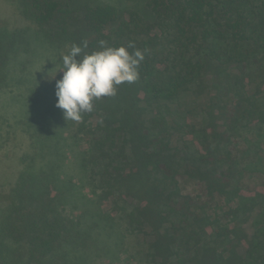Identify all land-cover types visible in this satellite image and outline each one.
<instances>
[{"label":"trees","instance_id":"trees-1","mask_svg":"<svg viewBox=\"0 0 264 264\" xmlns=\"http://www.w3.org/2000/svg\"><path fill=\"white\" fill-rule=\"evenodd\" d=\"M2 2L0 105L28 150L0 264H264V0ZM101 41L147 50L139 79L66 121L60 58Z\"/></svg>","mask_w":264,"mask_h":264},{"label":"clouds","instance_id":"clouds-1","mask_svg":"<svg viewBox=\"0 0 264 264\" xmlns=\"http://www.w3.org/2000/svg\"><path fill=\"white\" fill-rule=\"evenodd\" d=\"M87 42L73 43L62 55V78L56 82V107L63 110L65 120L80 121L83 113L94 110V101L113 97L121 84L139 79V66L147 50L127 47H109L100 42V49L86 53ZM135 49L129 52L128 49ZM83 54V55H82Z\"/></svg>","mask_w":264,"mask_h":264},{"label":"rangeland","instance_id":"rangeland-1","mask_svg":"<svg viewBox=\"0 0 264 264\" xmlns=\"http://www.w3.org/2000/svg\"><path fill=\"white\" fill-rule=\"evenodd\" d=\"M2 1L0 0V19H5L8 14ZM0 96L3 99V95ZM4 114L8 116V121L1 118V115ZM10 119L9 109H3L0 105V191L11 182L10 175L19 171V158L26 154L28 150L25 135L19 126H16ZM8 125L12 127L9 128ZM6 183L7 185H5ZM187 188L192 189V185H188Z\"/></svg>","mask_w":264,"mask_h":264}]
</instances>
